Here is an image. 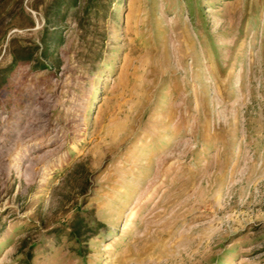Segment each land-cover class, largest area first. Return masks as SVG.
<instances>
[{
    "label": "rangeland",
    "instance_id": "rangeland-1",
    "mask_svg": "<svg viewBox=\"0 0 264 264\" xmlns=\"http://www.w3.org/2000/svg\"><path fill=\"white\" fill-rule=\"evenodd\" d=\"M78 1L0 0V264H264V0Z\"/></svg>",
    "mask_w": 264,
    "mask_h": 264
},
{
    "label": "trees",
    "instance_id": "trees-1",
    "mask_svg": "<svg viewBox=\"0 0 264 264\" xmlns=\"http://www.w3.org/2000/svg\"><path fill=\"white\" fill-rule=\"evenodd\" d=\"M55 4L54 7H52V10L55 12L54 16L51 18L48 14V18L47 19H54V20H58L60 19L61 15L64 18V16L67 15V11L71 10L72 7L76 6L78 4V0H54ZM65 8V10L63 11V9ZM63 11V13H62ZM58 32H50L48 31V28L46 27L43 30V38L41 40V47H39V45H36V47L34 48H30V49H18L15 48L12 52L13 54V62L12 65L10 67H8L6 69V72L1 71L0 73V86L5 84L9 77H10V71H12L15 67L21 65V64H27L30 63V61L33 58L34 53H38L40 54V57H38L36 60L34 61V67L35 68H45V60H50V59H54L56 60V55H55V51L58 47V45L61 42V39L58 38ZM38 50V51H37ZM74 226L75 229L72 230L69 234H70V239L74 240V241H79V237H80V230L82 229V227H87V223L85 225L83 223V220H81V217L78 215L77 217H75L74 219ZM77 227V228H76ZM80 229V230H79ZM29 259V258H28Z\"/></svg>",
    "mask_w": 264,
    "mask_h": 264
}]
</instances>
